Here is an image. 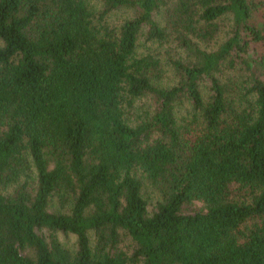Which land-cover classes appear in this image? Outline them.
<instances>
[{
	"label": "trees",
	"instance_id": "1",
	"mask_svg": "<svg viewBox=\"0 0 264 264\" xmlns=\"http://www.w3.org/2000/svg\"><path fill=\"white\" fill-rule=\"evenodd\" d=\"M0 264H264V0H0Z\"/></svg>",
	"mask_w": 264,
	"mask_h": 264
},
{
	"label": "rangeland",
	"instance_id": "2",
	"mask_svg": "<svg viewBox=\"0 0 264 264\" xmlns=\"http://www.w3.org/2000/svg\"><path fill=\"white\" fill-rule=\"evenodd\" d=\"M99 5V4H97ZM109 22L113 23V24H119L121 23L122 19H124V17L127 16V13L124 11H113L109 14ZM147 48L150 49H154V45L150 44V43H145V44H140V50H145ZM150 105V101L146 98L140 100L137 102L134 110L132 112H134V114H139L141 112L142 109L149 107ZM144 197L146 198L147 202H148V207L150 210H152V206L155 204L156 200L159 198L158 193L151 187L147 186L144 189ZM203 204L199 201H195L193 202L191 205L186 206L185 208L188 211L191 210H196V209H200L202 208ZM58 237L61 241V243L63 244V246H65L66 248L70 249V250H74L75 249V236L72 234H63V233H58ZM128 245V241H125L122 246L124 248H127Z\"/></svg>",
	"mask_w": 264,
	"mask_h": 264
}]
</instances>
